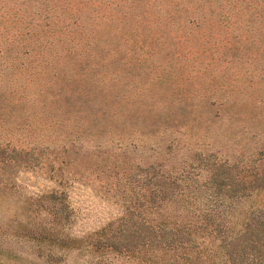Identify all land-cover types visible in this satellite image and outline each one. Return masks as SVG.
Wrapping results in <instances>:
<instances>
[{
    "label": "rangeland",
    "instance_id": "obj_1",
    "mask_svg": "<svg viewBox=\"0 0 264 264\" xmlns=\"http://www.w3.org/2000/svg\"><path fill=\"white\" fill-rule=\"evenodd\" d=\"M146 2L128 0L121 8H100L96 28L89 24L95 13L89 17L76 13L89 27L73 35L94 34L96 58L111 56L109 70H116L118 77L101 87L85 84L87 101L69 102L49 97L64 92L56 67L53 76L54 58L31 80H24L23 72L15 80L16 54L3 44L6 37L46 34L36 25L45 24L49 6L61 13L59 24L66 16L67 9L61 12L64 0H0V27L6 28H0V146L25 148L38 141L56 147L63 141L64 117L72 121L71 127L96 117L106 137L138 141L139 153L151 160L172 142L169 154L161 155L171 163L188 161L192 152L199 151L230 164L247 165L253 158L254 164H264V0H236L225 10L222 4L211 11L204 6V15L190 21L183 19L178 0ZM16 56L23 64L31 58ZM143 142L145 150L140 147ZM55 152L46 155L51 158ZM44 168L16 173L11 167L3 169L1 178L11 186L0 189V229L24 212L27 198L32 202L35 194L53 188ZM68 173L65 190L74 213L70 232H90L117 216L116 205L99 197L87 170L73 166ZM2 244L31 252L30 243L23 240L4 239ZM108 260L126 264L120 256Z\"/></svg>",
    "mask_w": 264,
    "mask_h": 264
},
{
    "label": "trees",
    "instance_id": "obj_2",
    "mask_svg": "<svg viewBox=\"0 0 264 264\" xmlns=\"http://www.w3.org/2000/svg\"><path fill=\"white\" fill-rule=\"evenodd\" d=\"M126 1L64 0L61 12L67 9L66 16L59 24L61 13L49 6L45 24L36 25L46 34L6 37L3 41L5 48L14 54L31 57L23 64L15 55L13 62L18 68L15 80L21 79L23 73H26L22 76L24 80H31L50 66V58H54L53 76L56 67L61 72L64 92L58 90L49 97L87 101L85 84L104 86L118 77V72L109 70L111 56L96 58L94 34L73 35L75 30L89 27L76 13L80 17L95 13L89 24L96 28L100 25V8L114 5L121 8ZM156 1L159 0L146 3ZM178 2V8L186 16L183 19L190 21V17L193 20L204 15V6L211 11L222 4L225 10L236 0ZM223 15L231 16L229 11ZM54 27H59L57 33ZM59 58L61 61H57ZM138 91L139 88L131 96ZM96 119L71 127L72 121L64 117L66 126L60 130L63 141L56 147L38 141L25 148L7 149L6 143L0 146L1 190L11 186L1 178L7 167L14 173L17 169L32 171L45 167L47 179L54 184L50 190L35 194L34 201L27 198L26 207L21 208L24 212L0 229V264H111L108 256H120L126 264H264V164H254L253 158L240 166L199 151L192 152L188 161L171 163L161 155L169 154L172 142L163 147L167 152H155L151 160L150 155L145 158L139 153L138 141H126L121 136L113 141L106 137L104 125ZM56 127L57 124L52 125L53 129ZM143 144L140 147L145 150ZM53 151L54 156L49 158L47 152ZM73 166L87 170L93 176L99 197L111 200L119 211L113 219L81 235L69 231L74 213L65 182ZM53 175L58 178H52ZM10 238L14 243L20 240L30 243L31 252L2 244Z\"/></svg>",
    "mask_w": 264,
    "mask_h": 264
}]
</instances>
